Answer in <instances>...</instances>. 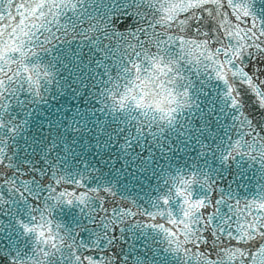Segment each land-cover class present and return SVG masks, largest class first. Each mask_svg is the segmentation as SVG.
Masks as SVG:
<instances>
[{"label":"snow or ice","instance_id":"1","mask_svg":"<svg viewBox=\"0 0 264 264\" xmlns=\"http://www.w3.org/2000/svg\"><path fill=\"white\" fill-rule=\"evenodd\" d=\"M0 264H264V0H0Z\"/></svg>","mask_w":264,"mask_h":264}]
</instances>
